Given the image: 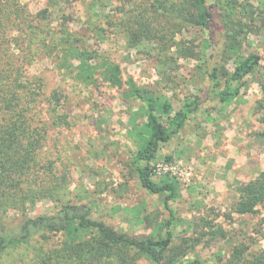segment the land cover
I'll return each instance as SVG.
<instances>
[{"label": "rangeland", "instance_id": "rangeland-1", "mask_svg": "<svg viewBox=\"0 0 264 264\" xmlns=\"http://www.w3.org/2000/svg\"><path fill=\"white\" fill-rule=\"evenodd\" d=\"M19 2L38 29L33 39L23 26L9 29L0 52L26 51V74L42 79L45 98L59 90L62 107L42 109L49 129L38 173L21 198L0 206V227L53 216L71 204L89 207L92 218L118 234L159 238L170 218L167 194H150L131 168L138 130L146 122L143 104L131 96L133 81L149 96L170 102L175 113L186 102L202 100L153 163L156 169L173 167L156 170L154 179L177 182L171 205L179 260L264 264V205L256 214L238 213L246 187L261 183L264 174V0H226L230 5L221 16L217 8L213 41L209 31L186 21L181 7L175 10L179 0H165L160 13L152 0ZM44 10L48 19L39 21L35 16ZM135 24L148 27L146 36L133 38ZM74 43L96 57L90 61L98 73L94 84L79 81L74 72ZM253 51L261 55L260 65L240 85L234 103L225 105L210 93L207 71L220 64L232 72L233 59ZM103 62L121 67V85L108 81ZM95 237L91 231L82 239ZM67 243L62 235L35 236L1 254L0 264H116L110 251L84 258ZM132 257L131 264H153Z\"/></svg>", "mask_w": 264, "mask_h": 264}, {"label": "trees", "instance_id": "trees-1", "mask_svg": "<svg viewBox=\"0 0 264 264\" xmlns=\"http://www.w3.org/2000/svg\"><path fill=\"white\" fill-rule=\"evenodd\" d=\"M20 0H0V44L5 48L7 31L23 26L33 39L38 26L30 19L31 16L21 11ZM157 12L166 10L165 0H152ZM215 1V2H214ZM223 7H220V6ZM230 5L226 0H179L174 7L183 9L184 18L190 24L198 26L211 34L213 41L217 15ZM219 14H218V9ZM232 8V7H229ZM48 10L41 11L36 19L47 20ZM183 15V14H182ZM221 16V14H220ZM264 22V21H263ZM226 26V25H225ZM133 38L138 40L146 36L148 27L135 24ZM30 43L32 41L30 40ZM69 47L72 43H66ZM77 54L78 66L75 71L81 82L94 84L97 70L91 64L95 55H89L74 43L71 48ZM25 50V49H24ZM3 52V51H2ZM0 52V206H7L20 197L27 184H31L38 173L39 156L44 147L49 124L44 120L42 109L46 106L56 110L62 107L59 90L45 98V85L41 78L29 77L24 66L27 62L26 51L20 56ZM65 49L63 53H66ZM226 56L222 52L221 58ZM232 72L220 64L207 71L210 93L225 105H231L241 94V84L253 74L261 63V55L251 52L248 55H237ZM103 73L115 86L121 85L122 70L119 65L102 63ZM131 96L139 100L145 109L146 122L138 130L139 141L131 159V168L136 173L141 186L153 195L167 194L165 205L170 218L162 225L159 238L137 239L121 235L110 229L104 222L92 218L91 210L84 205L67 204L53 216H37L22 218L17 225L0 227V255L9 249L28 242L35 236L56 234L66 236L70 243L66 246L78 252H84V258L96 255H107L111 252L116 264H131L132 254L139 258H147L153 264H217L206 263L199 259L180 261L182 253L174 248L173 227L177 221L176 211L171 202L177 194V182L168 181L162 184L155 179L154 161L163 143L169 142L186 126L187 121L196 113L201 98L186 102L175 113L173 105L161 98L149 96V92L130 82ZM135 129L137 125L134 126ZM261 183L253 182L244 192V201L239 204L238 213L256 214L257 206L264 205V174ZM93 231L95 240L85 241L83 234ZM82 257V258H83Z\"/></svg>", "mask_w": 264, "mask_h": 264}, {"label": "built area", "instance_id": "built-area-1", "mask_svg": "<svg viewBox=\"0 0 264 264\" xmlns=\"http://www.w3.org/2000/svg\"><path fill=\"white\" fill-rule=\"evenodd\" d=\"M158 168L157 169L155 168V172H156V170H164V171H167L168 169H171L173 167L172 166L169 167V165H166V166L165 165H160Z\"/></svg>", "mask_w": 264, "mask_h": 264}]
</instances>
